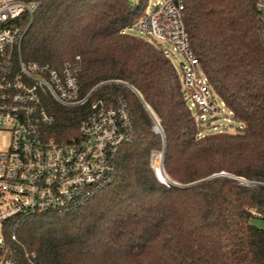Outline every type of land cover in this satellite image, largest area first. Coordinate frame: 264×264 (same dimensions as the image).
Segmentation results:
<instances>
[{
    "label": "trees",
    "instance_id": "1",
    "mask_svg": "<svg viewBox=\"0 0 264 264\" xmlns=\"http://www.w3.org/2000/svg\"><path fill=\"white\" fill-rule=\"evenodd\" d=\"M36 1L21 57L58 67L78 54L81 93L96 86L85 104L52 107L55 135L75 134L89 101L122 96L132 138L113 180L72 212L11 219L18 264H264V226L253 222L264 219V40L253 1L184 0L191 47L235 132L208 130L164 48L127 33L148 0ZM161 151L179 184L156 176Z\"/></svg>",
    "mask_w": 264,
    "mask_h": 264
},
{
    "label": "built area",
    "instance_id": "2",
    "mask_svg": "<svg viewBox=\"0 0 264 264\" xmlns=\"http://www.w3.org/2000/svg\"><path fill=\"white\" fill-rule=\"evenodd\" d=\"M252 1L264 40V0ZM38 6L36 0H0V264H18L22 243L11 219L72 212L113 180L120 148L132 138L122 96L89 101L77 132L55 135L52 107L85 104L96 86L81 93L78 54L58 67L21 57L23 37ZM147 8L127 29L137 28L165 52L163 43H168L182 54V88L198 118L217 129L211 118L224 112L225 104L218 102L191 47L184 0H154ZM154 128L160 131L157 122ZM157 153L162 162L161 152L152 154L154 171Z\"/></svg>",
    "mask_w": 264,
    "mask_h": 264
},
{
    "label": "rangeland",
    "instance_id": "3",
    "mask_svg": "<svg viewBox=\"0 0 264 264\" xmlns=\"http://www.w3.org/2000/svg\"><path fill=\"white\" fill-rule=\"evenodd\" d=\"M129 1L131 4H134V5H136L138 3V0H129ZM153 2H154V0H148V2H147V7H148L147 9L148 10L152 7ZM126 31H127V33H129L131 35L139 36V37H142L144 39H148L137 28H129ZM163 46L166 47V52H167L168 56L172 60L177 72L181 76L182 75V68H181L180 63L182 61H184V57L182 56V54L179 51L174 50L170 44L163 43ZM217 99H218V102H220V99L219 98H217ZM223 109H224V112L215 113L214 116L211 118L213 120V123L217 124V129H219V130H225L228 132L237 131L240 123H238V121L234 120L230 116V111L226 106H223ZM207 129L213 130L212 126L207 128ZM154 162H155L154 166L159 165L160 154L157 153V155L155 156ZM253 222H255L259 226H264V219H262V218L255 217V218H253Z\"/></svg>",
    "mask_w": 264,
    "mask_h": 264
},
{
    "label": "water",
    "instance_id": "4",
    "mask_svg": "<svg viewBox=\"0 0 264 264\" xmlns=\"http://www.w3.org/2000/svg\"><path fill=\"white\" fill-rule=\"evenodd\" d=\"M161 154H162L161 171L158 170V169H156V170H155V174H156V176H157L158 179H159L160 181H162V182L171 181V182H173V183H175V184H179V183H177V182L171 180V179L167 176V174L165 173V171H164V169H163V151H161ZM216 174H226V173H224V172L222 171V172H220V173H215V174H213V175H216ZM213 175H211V176H213ZM229 176H233V175H229ZM208 177H210V176H208ZM208 177H206V178H208ZM233 177H235V178H240V179H244V178H242V177H238V176H233Z\"/></svg>",
    "mask_w": 264,
    "mask_h": 264
},
{
    "label": "bare ground",
    "instance_id": "5",
    "mask_svg": "<svg viewBox=\"0 0 264 264\" xmlns=\"http://www.w3.org/2000/svg\"><path fill=\"white\" fill-rule=\"evenodd\" d=\"M155 167V166H154ZM158 169V168H157ZM158 170H160L161 171V165H160V169H158Z\"/></svg>",
    "mask_w": 264,
    "mask_h": 264
}]
</instances>
